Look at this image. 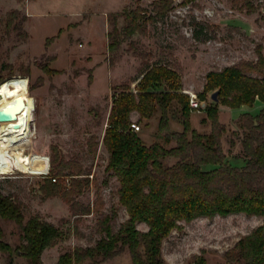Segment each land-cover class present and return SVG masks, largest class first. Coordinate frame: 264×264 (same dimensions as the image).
<instances>
[{"label": "rangeland", "instance_id": "1", "mask_svg": "<svg viewBox=\"0 0 264 264\" xmlns=\"http://www.w3.org/2000/svg\"><path fill=\"white\" fill-rule=\"evenodd\" d=\"M251 1L254 10L246 7L243 0H198L196 3L175 0L172 11L148 24L147 35L133 37L135 46L127 40L110 54L108 32L113 14L127 7L142 6L148 16L154 13L153 0H0V84L13 76L26 78L25 85L14 94L3 95L0 86V115L5 110L17 115L13 120H0L7 126L4 131L0 128V138L22 133L20 144L31 156L22 152L18 143L11 151L0 154V165L11 160L10 172L3 170L0 174V192L16 195L26 218L39 213L67 231L64 240L44 250V263L57 262L63 252L77 246L94 245L102 236L98 230L102 214L116 209L115 229L129 217L126 208L119 203V181L106 168L109 152L104 135L116 89L130 84L137 92L138 80L134 79L140 76L143 63L161 61L176 67L181 91L192 92L202 101L198 94L205 92L206 74L210 70L242 61H257L259 46L264 54V0ZM16 9L19 11L16 22L26 15L27 19L22 28L9 29L8 15ZM193 17L211 26L203 29L199 37L194 35ZM123 24L120 17V25ZM207 94L208 102L219 103L220 120L227 129L223 135L227 161L243 167L246 159L236 134L240 132L238 119L244 112L259 113L264 102L256 100L252 106L231 108L214 101L211 91ZM16 103L18 108H14ZM204 107L192 111L191 120L193 117L194 120L191 122L198 131L210 132V122H203L207 118ZM159 117L160 112H157L152 118L140 121L137 112L132 115V123L140 125L137 131L147 144L160 140L157 136ZM170 127L171 131L184 129L177 101L171 105ZM92 141L98 142L95 155ZM176 144L172 140L166 146ZM53 147L66 159L80 163L86 172H91L90 185L73 196V201L79 203L77 208L90 206L91 214L74 215L72 204L63 196H50L42 189L47 182L45 174L52 171ZM41 158L42 163L47 164L43 174L39 170ZM176 161L175 157L166 160L168 164ZM215 167L203 165L205 170ZM55 176L70 186L71 175ZM180 223L163 242L166 264H196L200 256L205 257L206 264H244L229 259L227 252L242 236L263 224L264 218L236 213ZM0 224L5 241L13 247L22 243V230L15 221L0 217ZM138 227L148 228L145 223H139ZM0 264L31 263L20 253L10 256L0 251ZM81 264L133 262L125 248L112 258L87 259Z\"/></svg>", "mask_w": 264, "mask_h": 264}, {"label": "trees", "instance_id": "2", "mask_svg": "<svg viewBox=\"0 0 264 264\" xmlns=\"http://www.w3.org/2000/svg\"><path fill=\"white\" fill-rule=\"evenodd\" d=\"M185 1L196 3L198 0ZM243 1L246 7L254 10L251 0ZM174 2L153 0L154 13L148 16L142 6L127 7L113 14L112 27L108 32L110 54L118 51L127 40L135 46L133 37L147 35L148 24L172 11ZM18 15L17 9L9 13V29L22 28L27 15L16 22ZM120 17L124 20L122 26ZM193 24L196 37L203 29L211 27L196 17H193ZM257 54V61H242L206 74L205 92L198 96L206 102L207 118L203 122H210V132H200L192 126L190 95L180 90L179 73L171 63L145 61L140 76L134 79L138 80L137 92L131 89L130 84L116 89L104 135V144L109 152L106 168L119 181V203L126 208L129 217L115 229L116 209L102 214L98 224L102 236L96 243L67 250L53 264L106 260L125 248L129 250L133 264H166L162 254L163 242L174 229L180 227L181 221L236 213L264 218V107L257 114L244 112L238 119L240 132L236 134L246 159V164L238 167L227 161L223 148V135L227 129L220 120L219 103L207 100L208 91L219 90V102L231 108L252 106L258 99L264 102L262 46L257 48ZM173 101L181 106L183 131H171L170 109ZM134 112L139 114L140 121L160 112L157 133L160 140L151 144L145 142L131 126ZM2 125L5 124L0 121V128ZM172 140L177 144L167 147L166 144ZM231 144L234 145L235 141L232 140ZM97 145L98 142L92 141L94 155ZM170 157L177 158V161L168 164L166 160ZM42 161L41 158V174L46 164ZM50 164L52 171L49 175L45 174L47 182L42 189L50 196H63L72 204L74 215L91 214L90 206L79 209V203L73 201L74 195L90 185L91 172H86L80 163L66 159L57 147L52 148ZM205 164L216 167L205 170ZM66 170H69L68 173H65ZM55 175H71L70 186L60 182ZM0 217L15 221L22 230L23 239L20 245L13 247L4 240L5 232L0 224V251L10 256L14 252L20 253L31 264H46L42 260L44 250L67 236V231L39 213L26 218L22 203L14 194L0 192ZM139 223H145L148 228L140 229ZM227 256L244 264H264V223L242 236ZM196 264H206L205 257H198Z\"/></svg>", "mask_w": 264, "mask_h": 264}, {"label": "bare ground", "instance_id": "3", "mask_svg": "<svg viewBox=\"0 0 264 264\" xmlns=\"http://www.w3.org/2000/svg\"><path fill=\"white\" fill-rule=\"evenodd\" d=\"M26 83V78L22 77V76H13V77H9L8 79H6L5 81H3L0 86H1V92L3 95H10V94H14L16 93L19 89H21ZM14 108H18V104H14ZM7 128V126L5 125V127H2V131H4ZM22 134V133H21ZM13 135L10 137L6 138H0V142L2 144V146L0 147V154L2 152H8L11 151L13 149V147L15 148V145H19L20 149L22 152L26 153V149L24 147L21 146L20 141H19V137L20 135ZM27 154V153H26ZM29 156V158H31V156L29 154H27ZM11 156L16 160V162L19 164V166L22 168L21 163L16 159L17 156L14 155V153L11 154ZM2 159V156H0V161ZM11 160H9L8 162L5 163V165H0V174L1 172H3V170L10 172L11 170V166H10V162ZM29 162V161H28ZM22 170H24V168H22ZM27 172V171H26ZM4 174V173H2Z\"/></svg>", "mask_w": 264, "mask_h": 264}, {"label": "built area", "instance_id": "4", "mask_svg": "<svg viewBox=\"0 0 264 264\" xmlns=\"http://www.w3.org/2000/svg\"><path fill=\"white\" fill-rule=\"evenodd\" d=\"M189 94H190V105H191L192 109L193 110H201V108L203 106H205L204 101H200L199 99H197L192 92H189ZM131 126L135 131L140 130V128H141L140 125L135 123V122H133L131 124ZM53 180H56V178H53Z\"/></svg>", "mask_w": 264, "mask_h": 264}, {"label": "water", "instance_id": "5", "mask_svg": "<svg viewBox=\"0 0 264 264\" xmlns=\"http://www.w3.org/2000/svg\"><path fill=\"white\" fill-rule=\"evenodd\" d=\"M211 98L214 101H219V90H215L212 94H211ZM17 115L16 113H14L13 111L10 110H5L1 113L0 115V120L1 121H9V120H13L16 119ZM5 127V125H2Z\"/></svg>", "mask_w": 264, "mask_h": 264}, {"label": "crops", "instance_id": "6", "mask_svg": "<svg viewBox=\"0 0 264 264\" xmlns=\"http://www.w3.org/2000/svg\"><path fill=\"white\" fill-rule=\"evenodd\" d=\"M258 100H259V99H258ZM260 102H263V101L260 100ZM193 118H194V117H193ZM193 118H192V120H194ZM214 166H215V165H214Z\"/></svg>", "mask_w": 264, "mask_h": 264}]
</instances>
